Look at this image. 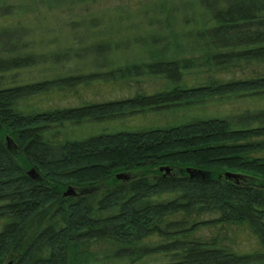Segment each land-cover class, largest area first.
Listing matches in <instances>:
<instances>
[{
    "label": "trees",
    "instance_id": "1",
    "mask_svg": "<svg viewBox=\"0 0 264 264\" xmlns=\"http://www.w3.org/2000/svg\"><path fill=\"white\" fill-rule=\"evenodd\" d=\"M84 1L97 0H62ZM140 1L136 8L153 4L142 15L156 32L130 41L108 39L101 15L86 23L97 34L91 43L75 36L57 53L33 56L0 44V264H264V0ZM113 19L115 27L120 18ZM125 47L144 54L122 62L116 54ZM33 58L51 72L72 71L5 86ZM143 76L164 86L76 107H25L85 80ZM232 97L257 103L165 128H105L86 138L56 129ZM120 173L128 179L117 180ZM238 228L250 248L237 243V232L229 236Z\"/></svg>",
    "mask_w": 264,
    "mask_h": 264
},
{
    "label": "rangeland",
    "instance_id": "2",
    "mask_svg": "<svg viewBox=\"0 0 264 264\" xmlns=\"http://www.w3.org/2000/svg\"><path fill=\"white\" fill-rule=\"evenodd\" d=\"M139 1L97 0L69 3L62 2V0H0V44L3 46V50L6 51H16L26 47L27 49L24 48L25 52L27 51L25 54L33 56L50 54L51 52L57 53V48H60L66 42H71V39L75 36L82 38L84 42L91 43L97 34L86 31V23L90 18L101 15L106 16L105 28L109 33H112H106L108 39L121 43L122 41L133 40L138 36L143 37L146 36L145 33H153L156 30L152 31L145 26L146 22L143 20L142 15V9L153 7V4L136 8L135 5L141 2ZM154 1L156 0H145L146 3ZM116 12L121 13L116 16L110 14ZM114 17L120 18V21L113 23L115 27H112L108 23L110 20L113 21ZM80 24H84L83 29L79 28ZM111 28H114V31H111ZM56 39L58 45L54 44ZM74 48L78 50V46L74 45ZM23 53L24 51H21L20 54ZM143 54V51L139 52L136 47H133V49L125 47L116 56L122 62H133ZM32 64L34 66L13 71L10 76L11 79L6 80L5 86L12 85V80L25 84L52 79L58 74L71 69L58 66L56 72H51L49 69L50 63H44L43 59L38 58ZM64 64H67V62ZM71 65L74 67L75 63L73 62ZM76 68H80V66ZM137 80V83L140 82V84L136 83ZM85 81L86 83L80 82L76 87L67 88L63 92L51 91L36 95L25 103V107L26 109L33 108L37 110L76 107L83 100L90 102L122 99L141 93L143 89H145L143 91L145 94H152L156 90L162 89L165 83L161 79L148 76L125 80L120 83L109 81L97 85L94 82L89 83V80ZM255 101L248 98L235 99L232 97L230 99L204 100L169 107L163 106L153 110L148 108L138 109L134 114H123L105 122V126L92 120L88 123H79L74 126L68 124L56 129L60 130V137L69 130L68 133L71 132L75 138H86L93 133L101 132L105 128L109 132L165 128L194 119L231 116L253 108L257 103ZM53 131L55 130H52L51 133ZM240 230L242 229L228 231V234L235 237L234 232H237L239 234L235 237L237 243L242 247L250 248L251 240ZM205 233L209 232L205 231Z\"/></svg>",
    "mask_w": 264,
    "mask_h": 264
},
{
    "label": "water",
    "instance_id": "3",
    "mask_svg": "<svg viewBox=\"0 0 264 264\" xmlns=\"http://www.w3.org/2000/svg\"><path fill=\"white\" fill-rule=\"evenodd\" d=\"M161 171L163 172V173H165V169L164 168H161ZM187 172L190 174V170H187ZM28 174L31 176V178H34L35 177V172H34V170L33 169H31L29 172H28ZM225 176L227 177H232L231 175H230V173H225ZM116 179L117 180H127L128 179V176L126 175V174H122V173H120V174H117L116 175ZM73 192H72V190H71V188H68L67 190H66V192L64 193V195L65 196H68V195H71ZM7 264H12V262H8Z\"/></svg>",
    "mask_w": 264,
    "mask_h": 264
}]
</instances>
